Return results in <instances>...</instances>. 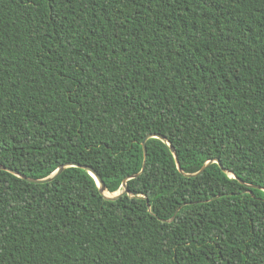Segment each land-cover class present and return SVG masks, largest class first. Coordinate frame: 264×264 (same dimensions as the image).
<instances>
[{"label": "trees", "instance_id": "16d2710c", "mask_svg": "<svg viewBox=\"0 0 264 264\" xmlns=\"http://www.w3.org/2000/svg\"><path fill=\"white\" fill-rule=\"evenodd\" d=\"M68 164L128 193L0 169V264H264V0H0V167Z\"/></svg>", "mask_w": 264, "mask_h": 264}, {"label": "water", "instance_id": "95a60500", "mask_svg": "<svg viewBox=\"0 0 264 264\" xmlns=\"http://www.w3.org/2000/svg\"><path fill=\"white\" fill-rule=\"evenodd\" d=\"M152 138L160 139L161 141H163L164 143H166V144L170 147L171 151H172V152L174 153V155H175V158H176V161H177L178 167H179V169L181 170V168H180V163H179V159H178V155H177V153H176V151H175L173 145H172V144H171V143H170V142H169L164 136L156 135V134H150V135H148V136L144 139V141H143L144 162H143V167H142L141 172L138 173L137 175H134V176H131V177L125 179L124 182H123V187H126V185H127V181H128V180L133 179V178H135V177H137V176H140L141 174L144 173L145 168H146V165H147V161H148L147 141H148L149 139H152ZM215 162L218 163V164L220 163L219 160H216ZM211 163H212V162H208V163L202 168V170H201L200 172H198V173H196V174H186V176H188V177H194V176H197V175L202 174V173L206 170L207 166L210 165ZM69 167H79V168H82V169L88 171V172H89V173H90V174L96 179L98 185L100 186L101 193H102V194L105 196V198L108 199V200H117V199H119L123 194L128 193L127 189H126L124 192H122V193H119V192H118V193H115V194H111V193H109V192L107 191V189H106L105 183L103 182L102 178L100 177V175H98V173H97L94 169H92V168L89 167V166H84V165H79V164H68V165L61 166V167H60L58 170H56L52 175H50L49 177H46V178H44V179H32V178H28V177H26V176H24V175L18 173L17 171L12 170V169H9V168H7V167H5V166H1L0 169H1V170H6V171H8V172H10V173H12V174H14V175H17L18 177H21V178H23V179H25V180H27V181L32 182V183H36V184H46V183H49V182L54 181L58 176H60V175H61V174L67 169V168H69ZM108 194H109V195H108Z\"/></svg>", "mask_w": 264, "mask_h": 264}, {"label": "bare ground", "instance_id": "6f19581e", "mask_svg": "<svg viewBox=\"0 0 264 264\" xmlns=\"http://www.w3.org/2000/svg\"><path fill=\"white\" fill-rule=\"evenodd\" d=\"M109 195V194H108Z\"/></svg>", "mask_w": 264, "mask_h": 264}]
</instances>
